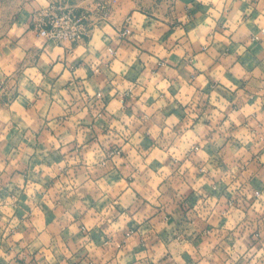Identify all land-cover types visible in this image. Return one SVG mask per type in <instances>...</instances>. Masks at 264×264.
Instances as JSON below:
<instances>
[{"label": "clouds", "instance_id": "1", "mask_svg": "<svg viewBox=\"0 0 264 264\" xmlns=\"http://www.w3.org/2000/svg\"><path fill=\"white\" fill-rule=\"evenodd\" d=\"M0 264H264V0H0Z\"/></svg>", "mask_w": 264, "mask_h": 264}]
</instances>
